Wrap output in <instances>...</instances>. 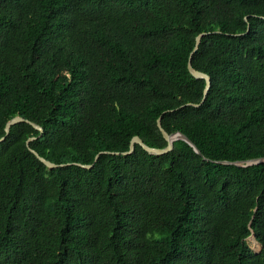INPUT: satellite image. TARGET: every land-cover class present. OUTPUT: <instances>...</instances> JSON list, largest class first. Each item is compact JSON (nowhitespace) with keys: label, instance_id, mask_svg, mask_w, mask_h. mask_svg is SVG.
<instances>
[{"label":"trees","instance_id":"trees-1","mask_svg":"<svg viewBox=\"0 0 264 264\" xmlns=\"http://www.w3.org/2000/svg\"><path fill=\"white\" fill-rule=\"evenodd\" d=\"M15 115L43 132L0 141V264H264V162H224L264 156V0H0V137ZM159 116L201 153L73 163L166 146Z\"/></svg>","mask_w":264,"mask_h":264},{"label":"water","instance_id":"water-1","mask_svg":"<svg viewBox=\"0 0 264 264\" xmlns=\"http://www.w3.org/2000/svg\"><path fill=\"white\" fill-rule=\"evenodd\" d=\"M208 31H203V32H200L197 34L196 36V43H195V46L193 48V50L191 51L190 53V56H189V60H188V69L189 71L191 72L192 75H194L196 78H203L205 79V88H204V95H203V98L200 102H186L184 103L182 106L184 105H193V106H199L203 101L204 99L206 98V95H207V92L210 88V85H211V77L208 73L202 71V70H199L197 68H195L193 66V63H192V56L193 54L195 53V51L198 49L199 47V44H200V41H201V38L203 35L207 34ZM21 121H26L30 124H32L36 129L40 130V134H42L43 132V127L36 123L35 121L29 119V118H25L24 116L22 115H15L14 117H12L10 120L7 121L6 125H5V134L0 137V141L5 139V137L7 136V134L10 132V129L12 127V125L18 123V122H21ZM157 124L160 128V130L162 131L165 139L167 140V145L164 146V147H156V146H151L149 144H147L143 138L139 135H134L131 139V143H130V147L129 149L127 150H124V151H109V150H101L99 151L96 155H95V158H94V161L92 163H81V162H73L74 164H78V165H81V166H84V167H92L94 165V163L98 160L99 156L102 154V153H113V154H129L131 152L134 151L135 149V145L138 143L140 144L146 151H148L149 153H153V154H164L170 150L173 149L174 147V141L177 140V139H184L186 140L187 142H189L193 147L194 149L198 152V153H201V151L199 150V148L196 146V144L186 135L184 134L183 132L181 131H175V132H168L162 125V120H161V116L158 117L157 119ZM37 136H31L28 138L27 140V145L29 147V149L41 160L43 161L49 168H53V167H57V166H61V165H65V164H70V162H66V163H56L54 161H51L49 159H47L46 157L42 156L35 148H33L31 145H30V141L35 139ZM225 163H236V164H239V165H251V164H256V163H260V162H264V156H261V157H256V158H251V159H248L246 162H243V161H227L225 160L224 161ZM251 235H253L256 238L255 236V233L252 231ZM250 235V236H251ZM248 236V237H250ZM260 243V242H259ZM260 249L262 248V244H260Z\"/></svg>","mask_w":264,"mask_h":264},{"label":"rangeland","instance_id":"rangeland-1","mask_svg":"<svg viewBox=\"0 0 264 264\" xmlns=\"http://www.w3.org/2000/svg\"><path fill=\"white\" fill-rule=\"evenodd\" d=\"M247 241H248V243L250 244V246H251L255 251H260V250H261V249H260V244H259V245L256 244V239H255V237H253V236H251L250 238L248 237V238H247Z\"/></svg>","mask_w":264,"mask_h":264}]
</instances>
